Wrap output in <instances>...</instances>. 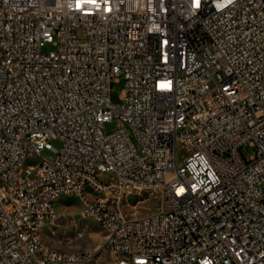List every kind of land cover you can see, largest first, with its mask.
<instances>
[{"label": "built area", "instance_id": "1", "mask_svg": "<svg viewBox=\"0 0 264 264\" xmlns=\"http://www.w3.org/2000/svg\"><path fill=\"white\" fill-rule=\"evenodd\" d=\"M63 196L107 264H264V0H0V264L94 263L40 244Z\"/></svg>", "mask_w": 264, "mask_h": 264}, {"label": "rangeland", "instance_id": "2", "mask_svg": "<svg viewBox=\"0 0 264 264\" xmlns=\"http://www.w3.org/2000/svg\"><path fill=\"white\" fill-rule=\"evenodd\" d=\"M51 49V45L46 46ZM125 87V79L121 77L119 81L113 83L111 87V99L115 104H122L121 98ZM116 128V123L105 122L104 130L109 132ZM52 145L59 148L60 140L53 139ZM243 156L249 159L256 153V147L249 143L241 148ZM41 155L53 160L56 153L51 148L42 150ZM131 197L123 199V208L127 215H143L156 210L161 204V194L159 191H137ZM82 202L76 197L63 196L57 202V218L47 221L42 228V237L49 248L65 251L82 252L96 251L98 255L93 264H107L115 257V253L109 249H102L101 245L105 238V230L100 223L92 217L82 216L80 213Z\"/></svg>", "mask_w": 264, "mask_h": 264}, {"label": "bare ground", "instance_id": "3", "mask_svg": "<svg viewBox=\"0 0 264 264\" xmlns=\"http://www.w3.org/2000/svg\"><path fill=\"white\" fill-rule=\"evenodd\" d=\"M135 190H137V191H143V186H136V187H135ZM39 241H40V244L42 245L43 249H46V250H55V249H53V248H49V247L46 245V243H45V241H44V239H43L41 233H39ZM56 250H58L59 253H70V255H79V254H81V253H87V252H88V251L73 252V251H65V250H60V249H56ZM89 251H90V250H89Z\"/></svg>", "mask_w": 264, "mask_h": 264}]
</instances>
